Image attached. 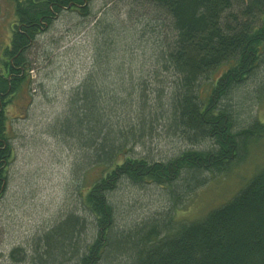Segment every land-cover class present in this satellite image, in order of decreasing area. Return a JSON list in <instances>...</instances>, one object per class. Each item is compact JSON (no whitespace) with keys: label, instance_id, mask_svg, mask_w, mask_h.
<instances>
[{"label":"trees","instance_id":"1","mask_svg":"<svg viewBox=\"0 0 264 264\" xmlns=\"http://www.w3.org/2000/svg\"><path fill=\"white\" fill-rule=\"evenodd\" d=\"M10 1L15 20L0 52V196L13 156L8 106L32 82L28 51L63 10L87 16L92 0ZM140 4L160 15L156 19L161 26L147 24L145 30L160 32L154 74L170 73L169 90L160 81L149 88L141 79L137 87L119 94L115 88L97 85V70L78 86L69 111L53 130L75 139L77 151H85L74 178L80 205L90 220L68 213L39 239L43 250L37 249L33 263L264 264V167L202 218L184 221L171 213L129 229L117 226L112 195L120 182L166 188L176 210L185 192L204 182L202 171H225L242 161L248 145L264 135V122L256 118L242 123L231 102L232 93L256 77L264 60V0H142ZM160 19L169 20L170 40L159 30ZM259 90L264 95V81ZM134 94L138 111L130 113L133 118L123 117L119 121L124 126L119 125L106 113L107 107L108 113L111 110L108 102L122 95L128 101ZM152 104L156 111L147 117ZM158 126L194 147L172 157L139 155L136 145H145L146 132L152 134Z\"/></svg>","mask_w":264,"mask_h":264},{"label":"rangeland","instance_id":"2","mask_svg":"<svg viewBox=\"0 0 264 264\" xmlns=\"http://www.w3.org/2000/svg\"><path fill=\"white\" fill-rule=\"evenodd\" d=\"M141 1L92 0L87 16L65 9L29 49L32 82L29 87L25 84L8 106L13 156L8 166V184L0 196V264H34L37 249L43 250L39 239L70 212L90 220L80 205L74 178L85 151H77L75 139L68 140L53 130L69 111L70 98L78 86L97 70V85L115 88L119 94L124 88L128 93L131 87H137L141 79L149 88L160 85L169 90L170 73L154 74L153 54L160 44V32L145 30L147 24L155 27L160 15L145 8ZM14 20L13 3L0 0V52L9 42ZM168 23L163 21L159 28L165 40L172 35ZM256 71V77L248 78L231 95L232 105L244 124L256 118L264 122V95L259 90L264 81V60ZM122 96L108 102L111 110L108 113L107 107L106 111L119 125L123 117L133 118L134 110L138 111L136 94L128 101ZM156 108L153 106L146 116L150 117ZM144 142L145 145L137 144L135 151L139 155L151 153L156 158L172 157L194 147L162 126L152 134L146 132ZM204 144L202 148L208 146ZM245 155L223 172L202 171L199 176L204 182L186 191L176 210L168 189L120 182L112 195L117 226L129 229L171 213L184 221L202 218L237 194L264 167V135L248 145ZM88 233L92 234V229Z\"/></svg>","mask_w":264,"mask_h":264}]
</instances>
